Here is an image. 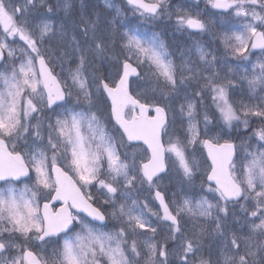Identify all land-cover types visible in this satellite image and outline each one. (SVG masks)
Instances as JSON below:
<instances>
[{"label": "snow or ice", "instance_id": "6c2138e0", "mask_svg": "<svg viewBox=\"0 0 264 264\" xmlns=\"http://www.w3.org/2000/svg\"><path fill=\"white\" fill-rule=\"evenodd\" d=\"M126 3L222 54L197 42L176 63L118 8L101 26L82 6L69 28L51 21L72 0H0V264H264V0H207L221 31ZM173 169L185 191L202 171L199 198L167 196Z\"/></svg>", "mask_w": 264, "mask_h": 264}, {"label": "rangeland", "instance_id": "374dc122", "mask_svg": "<svg viewBox=\"0 0 264 264\" xmlns=\"http://www.w3.org/2000/svg\"><path fill=\"white\" fill-rule=\"evenodd\" d=\"M53 3L57 2V0H52ZM74 4V10L72 12V15L69 16L62 10L58 11L56 13L55 19L51 22L54 24V26H58L61 23H66L67 26L71 27V22L73 20L79 19L78 13L81 11V8L87 9L89 12L98 13L101 17V26H103L104 20H111L113 17L116 16L115 9H120V16L118 19L120 20L122 17H124V13L126 10V4L123 3L122 0H112V3L114 4L113 9H108L104 6V0H72ZM171 4L175 7L183 8L189 12H191L193 15L199 14V16L203 19L207 20H215L217 21V24L213 27V31H221L220 28V22L225 19L224 15L215 13L210 5H208L207 0H202L201 3L196 4L193 0H170ZM40 15H43V12L41 10ZM125 24L129 25L133 28H139L142 32H147L149 35L152 33H156L160 39L164 42L166 45L169 53H171L170 59H173L176 63H179V56L181 52L190 50L193 48V45L199 42L201 45L205 46L206 49L213 51L214 54L220 55L223 52V48L221 45H219L218 41L213 42L212 37L208 33H199L197 35L191 33L189 30H177L176 24H175V16L173 15L172 19L169 20L167 17H163L159 20H148L141 17H137L134 20L131 18L129 20L125 19ZM123 29H121L122 31ZM257 59L256 56L252 57V60L255 61ZM239 64V69L237 72L238 76L244 75V69L250 68V65L247 64V62H234L232 64L233 68H236V65ZM59 71V69H57ZM242 86L243 89L247 88V84L245 82H242L241 85H238V87ZM191 89H189V92ZM206 104H211V101H205ZM211 111H214V108L211 109ZM186 126V125H185ZM176 128H179V118H177V124L175 126ZM202 127V125H201ZM109 130H112V126H109ZM113 134L115 132L113 131ZM247 133H238L233 132L231 135L232 140L239 146L241 143V138L246 137ZM228 136H224L223 139H228ZM166 139V137L164 138ZM223 139L221 142H223ZM253 146L255 147V141H252ZM199 148V146H197ZM196 159L201 163L202 169L203 167H206L207 165L204 163L205 161V154L204 152L201 153L200 151L196 152ZM170 179L165 178L162 181L163 184V190L167 192V196L169 198L172 197V194H176V198L179 199L181 196L184 195H196L197 198H199V194H201L200 189V182L203 178L202 171L197 174V177L195 179V186L194 188H189L187 191H185L186 186H182L179 182V178L176 176L175 170L173 169L170 172ZM18 186H23L22 184ZM143 195H147V193H144ZM208 198L211 199V194H208ZM155 219V218H153ZM109 223L114 224L115 222L109 221ZM229 224H231V221H229ZM111 225H109L111 227ZM207 243V242H206Z\"/></svg>", "mask_w": 264, "mask_h": 264}, {"label": "trees", "instance_id": "16d2710c", "mask_svg": "<svg viewBox=\"0 0 264 264\" xmlns=\"http://www.w3.org/2000/svg\"><path fill=\"white\" fill-rule=\"evenodd\" d=\"M75 2H76V0H75ZM126 10H127V11L124 13V17H125V19L129 20V19L131 18L132 20H134L135 18L138 17V14H134L130 8L126 7ZM125 19L122 17V18L120 19V21H121L123 24H125Z\"/></svg>", "mask_w": 264, "mask_h": 264}, {"label": "water", "instance_id": "95a60500", "mask_svg": "<svg viewBox=\"0 0 264 264\" xmlns=\"http://www.w3.org/2000/svg\"><path fill=\"white\" fill-rule=\"evenodd\" d=\"M126 1V0H125ZM196 1H199V0H196ZM217 11H220V10H217ZM193 31V30H192ZM205 152H206V150H205ZM210 162V161H209Z\"/></svg>", "mask_w": 264, "mask_h": 264}]
</instances>
